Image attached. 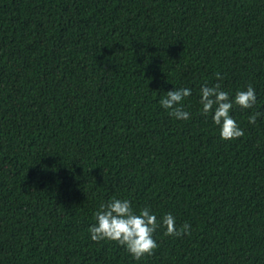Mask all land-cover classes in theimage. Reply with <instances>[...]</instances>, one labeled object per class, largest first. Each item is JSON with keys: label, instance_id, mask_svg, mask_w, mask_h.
Returning <instances> with one entry per match:
<instances>
[{"label": "trees", "instance_id": "obj_1", "mask_svg": "<svg viewBox=\"0 0 264 264\" xmlns=\"http://www.w3.org/2000/svg\"><path fill=\"white\" fill-rule=\"evenodd\" d=\"M219 74V79L217 78ZM251 109L221 140L199 88ZM191 117L159 99L173 87ZM264 0H0V264H264ZM185 222L134 260L88 226L110 197Z\"/></svg>", "mask_w": 264, "mask_h": 264}, {"label": "clouds", "instance_id": "obj_2", "mask_svg": "<svg viewBox=\"0 0 264 264\" xmlns=\"http://www.w3.org/2000/svg\"><path fill=\"white\" fill-rule=\"evenodd\" d=\"M219 79V74H217ZM192 94L187 87H173L166 91L158 103L165 112L175 120L187 121L191 114L185 110L182 101ZM199 111L205 117L210 116L216 126L221 140H234L243 136V129L231 114L234 106L251 109L257 103L256 90L252 85L238 89L230 96L219 83L212 86L202 84L199 88ZM264 114L253 112L248 116V123L255 125L257 118ZM94 223L88 226L89 238L94 242L114 241L122 246L134 259L139 261L151 255L158 244L154 233L158 228L164 229V235L178 237L190 234V225L185 222L176 226V218L165 213L159 219L157 214L147 206L134 209L132 202L126 198L110 197L102 202L93 213Z\"/></svg>", "mask_w": 264, "mask_h": 264}]
</instances>
